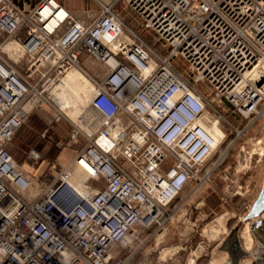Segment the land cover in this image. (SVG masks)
Listing matches in <instances>:
<instances>
[{"label":"built area","instance_id":"2783aa9c","mask_svg":"<svg viewBox=\"0 0 264 264\" xmlns=\"http://www.w3.org/2000/svg\"><path fill=\"white\" fill-rule=\"evenodd\" d=\"M126 1L161 51L114 3L86 21L57 0H0V264H109L264 114V0ZM45 109L71 127L61 146H80L30 198L10 143Z\"/></svg>","mask_w":264,"mask_h":264},{"label":"rangeland","instance_id":"374dc122","mask_svg":"<svg viewBox=\"0 0 264 264\" xmlns=\"http://www.w3.org/2000/svg\"><path fill=\"white\" fill-rule=\"evenodd\" d=\"M57 1L61 4L59 0ZM85 1L87 7L83 11H89V13L83 17L84 20L90 21L98 15V2L114 3V10L119 14L125 26L140 32L148 43H155L154 47L161 51L154 36L146 31H141V21L127 5L126 0ZM14 50L15 52H7L3 49L4 56H14L17 54L16 50L19 49L16 47ZM0 51H2V47H0ZM174 62L179 66L182 65L179 60ZM35 112H32L24 125L17 130L10 143V151L14 159L32 182V189L28 193L30 198L34 197L41 184L53 180L72 158V148L61 146L71 132L70 125L62 120L60 124L66 125L65 132H63L59 130L58 124L52 123V116L43 117ZM224 117L229 122L233 119L231 116ZM44 130H47L46 137L41 138V133ZM78 147L76 146L77 149H79ZM30 148L42 152L43 159L40 163L31 165L25 160V153ZM59 154L60 157L57 158ZM51 163H56V169L53 172L48 170ZM214 163H217L218 166L210 181L196 191H191V187L188 186V190L181 193L170 206L171 217L162 223L161 228L158 229L157 224L147 229L137 228L139 232L137 240L126 247L120 245L113 247V258L109 264H139L138 260L144 250L150 246L153 237L148 235L166 229L191 233L193 236L186 240L190 249L185 248L184 251L196 250V254L200 253L201 264H210L217 253L220 254L217 262L219 264L227 263L228 254L223 250V247L231 235H236L232 232L237 227L241 229L239 232L241 248L247 252L253 251L256 245L254 238L249 232L252 245L249 250H246L243 246L241 232L243 228L247 227L246 214L258 196L264 180V114L235 143L223 142L209 161V164ZM166 217L164 214L160 221ZM262 217H264V211ZM245 238L247 237L245 236ZM166 247L169 246L163 244L159 249L162 250ZM148 257L150 260L154 258L155 252H151ZM239 264L258 263L254 258L247 257L243 258Z\"/></svg>","mask_w":264,"mask_h":264},{"label":"crops","instance_id":"0c3cea01","mask_svg":"<svg viewBox=\"0 0 264 264\" xmlns=\"http://www.w3.org/2000/svg\"><path fill=\"white\" fill-rule=\"evenodd\" d=\"M12 1L17 6H19L24 10L33 7L38 3V0H12ZM59 1L78 20H84L83 17L87 13H89V11H83L87 7L85 0H59ZM36 112L43 117L47 115L52 116V112L49 109H45L41 111L39 110ZM65 126L66 125H64L63 123L62 124L58 123L59 130L63 132H65ZM77 151L78 149L76 148V146L72 147V158L70 161H73ZM59 157L60 154L57 155V158ZM185 190H188L187 187ZM148 236L150 237L153 236V237L152 240L150 241L149 244L150 246H148L144 250V253L141 255L140 259L138 260L139 264H193V263L201 264V261L199 260L200 253L196 254L197 252L196 250L195 251L188 250L187 252L184 251L185 248H189V246L186 243L187 242L186 240H189L190 236H193L191 235V233L175 232L172 231V229L170 230L166 229L159 233L158 232L151 233ZM163 244L169 247L160 250L159 247L163 246ZM153 251L155 252V257L150 260L148 256ZM216 255L217 256L210 264H219L217 261H218V255L220 254L217 253Z\"/></svg>","mask_w":264,"mask_h":264},{"label":"water","instance_id":"95a60500","mask_svg":"<svg viewBox=\"0 0 264 264\" xmlns=\"http://www.w3.org/2000/svg\"><path fill=\"white\" fill-rule=\"evenodd\" d=\"M264 180L262 182L258 196L252 203V206L246 218L248 228L255 240V249L251 252L244 251L241 248L240 240L237 235H231L224 244L223 250L228 254V261L225 264H239L243 258L252 257L258 264H264Z\"/></svg>","mask_w":264,"mask_h":264},{"label":"bare ground","instance_id":"6f19581e","mask_svg":"<svg viewBox=\"0 0 264 264\" xmlns=\"http://www.w3.org/2000/svg\"><path fill=\"white\" fill-rule=\"evenodd\" d=\"M212 133H213V135H215V137H217V136H219L220 135V130H219V128H218V126H215V125H213V127H212ZM240 228H235L234 230H233V234H236L238 237H239V232H240ZM245 231V232H244ZM249 228H248V223H247V227H245V228H243V230H242V232H241V234L243 235V246H244V249H246V250H249L250 248H251V245H252V239H251V236H250V234H249ZM245 234V235H244ZM245 236L247 237V238H245ZM253 238V237H252ZM240 240V239H239ZM254 240V239H253ZM194 264V263H193Z\"/></svg>","mask_w":264,"mask_h":264}]
</instances>
